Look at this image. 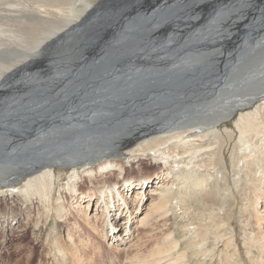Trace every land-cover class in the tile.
Here are the masks:
<instances>
[{"label":"bare ground","instance_id":"bare-ground-1","mask_svg":"<svg viewBox=\"0 0 264 264\" xmlns=\"http://www.w3.org/2000/svg\"><path fill=\"white\" fill-rule=\"evenodd\" d=\"M120 153L158 169L120 184L104 174L126 169ZM228 168L252 185L239 210ZM58 169L72 213L111 244L123 217L146 222L134 213L149 194L157 211L204 183L201 199L230 219L250 224L253 207L264 264V0H0V196L50 201ZM65 241L54 258L84 264L86 243L70 228Z\"/></svg>","mask_w":264,"mask_h":264},{"label":"rangeland","instance_id":"rangeland-1","mask_svg":"<svg viewBox=\"0 0 264 264\" xmlns=\"http://www.w3.org/2000/svg\"><path fill=\"white\" fill-rule=\"evenodd\" d=\"M42 58L44 62L47 61L43 56ZM230 127H235L233 122ZM225 150L229 163V150L227 148ZM112 157L123 159L126 169L118 176L117 174L111 176L109 171L104 174L107 178L117 179L120 184L125 177L145 175L158 169V164L151 163L149 158L141 159L135 164L133 161L128 162L122 153ZM226 172L230 178L229 187L233 188V195L238 199L235 207L239 210L241 203L250 204L252 185L248 183L250 180L247 181L244 177L240 179L241 182L238 176L230 172V168ZM207 175L200 172L198 177L206 178ZM28 177L20 179V183ZM68 177L67 169L57 170L50 201L40 199L38 194L27 201L13 199L8 195L0 196V264H75L71 259L58 260L53 255L58 248L55 245L66 242L68 228L76 233V238L79 237L83 244L87 245L84 249L86 254L83 258L84 264H168L174 259H178L176 264H261V259H258L261 253L257 246L253 207H249L245 214L250 220L252 219L249 220L250 224H245L238 213L230 219L231 214L228 211H219V204L215 207L208 204L205 199H201L200 195H205L204 183L199 186L195 184L199 191L198 195L190 191L178 193V204L174 201L166 202L164 207L160 209L156 207L157 211L148 207L151 198L155 197L149 194L144 210L141 213L137 212L138 214L134 213L137 217L149 216L148 221L146 220L145 223L138 221L139 223L135 222L130 226V222L125 223L126 218L123 217L116 227L117 230L119 229L120 240L111 244L112 241L98 235L96 231L90 229V225L82 217L75 215L78 213V208L75 207L74 194L68 187ZM233 179H236V183H233ZM216 184L217 179L207 180V186L212 190H215ZM88 187H92L90 180L83 178L78 182L79 191H85ZM216 199L222 202L227 196L221 191L220 194L216 193ZM61 205L68 210L66 221H62L63 218L61 220L56 218L55 215L56 209ZM133 208L134 206L131 207ZM72 210L76 211L75 214ZM97 212L96 205L88 210L89 217L102 228L103 219L101 214H96ZM16 214L21 215V218ZM37 221L40 222L38 225ZM244 225L247 227L244 228ZM108 226L111 228L110 224ZM9 227L13 229L11 232H8ZM176 243L177 247H175Z\"/></svg>","mask_w":264,"mask_h":264}]
</instances>
